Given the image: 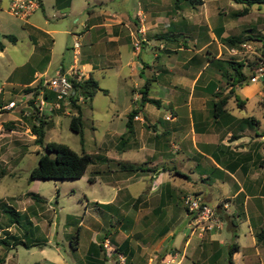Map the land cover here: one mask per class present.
Instances as JSON below:
<instances>
[{
    "label": "crops",
    "instance_id": "crops-1",
    "mask_svg": "<svg viewBox=\"0 0 264 264\" xmlns=\"http://www.w3.org/2000/svg\"><path fill=\"white\" fill-rule=\"evenodd\" d=\"M227 2L201 0L191 5L188 0H133L130 9L109 13L90 4L76 11L74 0H39V7L26 19L19 18L31 27L27 51L33 61L10 72L8 93L20 98L30 85L49 72L68 69L74 61L72 42L67 44L68 52L56 58L53 48L44 51L43 41L48 35L54 42L55 31L73 37L75 32L52 27L47 18L43 24L29 20L39 9L46 13L47 3L56 17L87 10L80 22L85 29L80 39L86 44L80 42L76 64L103 92L110 90L99 78L113 77L115 99L123 104L119 113L125 119L109 128L98 153L101 168L96 172L105 192L93 201L118 219L91 232L84 264L116 263V257H109L101 245L104 237L125 255L123 264H264V238L256 236L264 226V103L259 99L263 83L249 81L231 88L227 79L233 70L226 62L230 56L225 41L232 35L262 37L264 11L253 4L241 14L242 3ZM177 37L181 39L172 44ZM156 40L168 56L162 63L151 64L146 48ZM177 50V60L170 61L169 54ZM142 51L146 56H141ZM221 99L223 104L214 105ZM111 109L118 111L115 106ZM135 114L140 117L134 118ZM27 119L32 123L29 115L16 111L5 117L23 123ZM129 163L141 164L142 169L123 166ZM186 193L198 194L212 205L223 200L222 226L205 232L193 229L182 203ZM29 207L16 209L27 212ZM70 216L69 222L74 221ZM77 223L80 238L83 220ZM232 243L238 248L230 262ZM45 259L47 264H61Z\"/></svg>",
    "mask_w": 264,
    "mask_h": 264
},
{
    "label": "rangeland",
    "instance_id": "rangeland-1",
    "mask_svg": "<svg viewBox=\"0 0 264 264\" xmlns=\"http://www.w3.org/2000/svg\"><path fill=\"white\" fill-rule=\"evenodd\" d=\"M220 1L222 4H228L227 1L235 3L232 0ZM74 3H76L74 6L76 11L84 5L90 4V7L95 9L101 7L109 13L119 12L124 8L130 9L134 4L133 0H74ZM210 3L213 5L214 2ZM260 6L264 11V5ZM45 9L46 13L39 9L28 19L43 24L47 18L52 27L70 29L79 33L81 38L85 29L80 22L87 10L84 14L77 13L67 17H56L51 16L47 3ZM34 16L37 17V20L33 18ZM76 17L78 18L77 21L74 20ZM262 26L260 32L263 36L252 38L255 42L264 41V24ZM29 32H31V27L27 22L8 12V0H0V33L4 48L0 54V89H3V93L0 94V105L6 102L4 100L10 98L12 100L19 99L16 93L13 95L8 93L11 85L6 83V78L16 66L33 61L27 51L31 46ZM2 34H13L17 40L13 43ZM72 37L73 35L71 36L64 31H55L53 42L51 37L46 35L43 41L44 51L48 52L53 48L54 57L57 58L62 53L68 52L67 44L73 41ZM180 39L181 37H177L172 41V44H176ZM80 42L82 45L86 44L85 40L81 41L80 39ZM154 44L148 45L146 48L147 53L150 54L149 62L151 64L162 63L168 54L159 48L160 42L158 40ZM154 52L159 53L160 56H154ZM179 54V50L173 52V55L169 54V57L172 58L170 61L177 60ZM141 56H146L143 51ZM51 75L52 73L49 72L45 76L50 77ZM99 80L101 84L108 86L110 92L97 91L91 101L83 102L80 106L82 134L69 127L70 115L55 114L46 125L45 140L63 142L78 152L86 151L92 155L93 161L88 164L84 174L79 178H29L30 170L37 164L39 155L43 152H49L43 145L35 143V136H32L30 128L29 130L26 129L27 126H31L30 120L27 119L26 123L20 120H5V117L14 111L21 115L22 113L18 111V108L22 105L15 108L16 110L13 109L14 111L0 108V112L3 113L0 118V237L5 234L3 228L9 223V213L3 211V204H11L18 209L31 206L29 211L20 212L19 223L9 226V231L23 238L27 243L37 242L28 247L22 243L14 247L0 243V257H4V261L0 264H47L48 261L45 258L59 261L61 264H84L90 238H93L91 232L95 228L101 230L104 223L114 224L117 221L118 215L109 214L106 209L93 202L99 200L102 193L105 192L99 172H96V169L101 168L98 153L102 152V142L106 140L107 133L110 132L109 128L113 125L117 126V123L120 121L122 123L125 119L119 113L123 109V104L115 99L114 78L106 76L105 79L99 78ZM48 95L51 97L53 93L49 91ZM114 106L118 110L117 112L112 111L111 107ZM163 107L160 106V108ZM113 117L114 120H112ZM2 137L4 138L1 139ZM7 140L8 142L2 145ZM8 143H11L10 147L3 148ZM15 146H19L18 149L13 148ZM91 174L95 175V180L89 179ZM32 192L37 193L42 199H35L28 195ZM31 210L34 213H30ZM68 214L71 215V221L75 218L74 221L69 222ZM81 219L83 224L79 234L80 241L77 248L73 249L69 241L71 239L70 233L76 232L78 229L77 221ZM107 219L111 220L110 223ZM44 237H46L45 243L41 240Z\"/></svg>",
    "mask_w": 264,
    "mask_h": 264
},
{
    "label": "built area",
    "instance_id": "built-area-1",
    "mask_svg": "<svg viewBox=\"0 0 264 264\" xmlns=\"http://www.w3.org/2000/svg\"><path fill=\"white\" fill-rule=\"evenodd\" d=\"M39 7V0H8V11L21 19H26L35 9ZM138 43H136L137 45ZM80 34L75 33L71 44L72 65L63 70L57 69L50 77H43L41 81L30 85L28 91L24 92L18 100L8 101L0 106L1 109H15L24 115H29L32 122L38 124L41 119L49 120L53 115L63 113L67 115L77 114L75 104H81L89 100L84 93L75 95V82H82L88 76L76 64L79 56ZM227 53L231 58L252 63V72L249 81H261L263 88L259 93V99L264 103V46L263 43L255 42L251 38L243 39L237 43L227 46ZM49 91L53 96H49ZM138 114L134 118H139ZM264 140V135L261 136ZM182 203L189 217L193 229L201 232L211 231L222 226L220 217V206H225L221 200L217 205L206 202L200 195L186 193L182 197ZM105 252L109 257H116L115 264L125 263V255L118 251L107 237L101 240Z\"/></svg>",
    "mask_w": 264,
    "mask_h": 264
},
{
    "label": "trees",
    "instance_id": "trees-1",
    "mask_svg": "<svg viewBox=\"0 0 264 264\" xmlns=\"http://www.w3.org/2000/svg\"><path fill=\"white\" fill-rule=\"evenodd\" d=\"M191 5L200 3L201 0H188ZM236 2L243 4V9L240 11L241 14L248 11L249 7L253 4L264 5V0H234ZM6 36L10 41L15 42L17 37L13 34L3 35ZM244 35H232L225 38L228 44L237 43L243 39H246ZM264 46V43H263ZM3 48V43L0 41V50ZM227 64L232 68L233 73L228 77L227 81L232 86L236 84H241L244 82H249L252 72V63H245L242 60H236L234 58H226ZM231 78V79H230ZM105 90L101 88L97 81L88 76L82 82H75V95L78 93H84L89 99L95 94L97 90ZM146 92V91H144ZM145 100H150L156 102L154 98L144 97ZM225 100L221 99L218 102H214V105L223 104ZM74 109L77 110V114L70 115L69 127L82 134V124H81V107L80 104H75ZM136 109L130 112L129 117L131 118ZM49 123L48 120L41 119L40 123H31L30 130L35 134L34 141L43 145L44 148L49 152H43L38 157L37 164L31 168L29 178H79L82 176L88 166L93 161V157L89 152L81 151L78 152L66 143L45 140L46 125ZM129 126V125H128ZM130 169L137 170L142 169L141 164H126ZM35 199H42L37 193H30ZM3 211L9 213V218L6 227L3 228L5 234L0 237V243H4L8 247H14L19 243L31 246L36 243H27L24 239L11 233L8 229L12 224H17L20 221V212L14 206L8 203L3 204ZM222 216V214L220 215ZM224 217V216H223ZM258 239L264 238V226L256 233ZM78 229L74 232L70 239V244L72 248H76L78 243ZM238 248L237 243H232L229 248L228 256L231 262V254L234 250ZM4 261V257H0V262Z\"/></svg>",
    "mask_w": 264,
    "mask_h": 264
}]
</instances>
